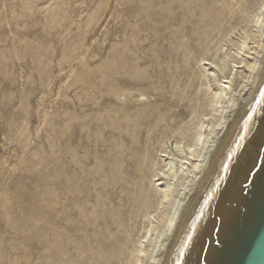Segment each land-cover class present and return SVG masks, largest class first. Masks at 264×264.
I'll use <instances>...</instances> for the list:
<instances>
[{
    "label": "rangeland",
    "instance_id": "1",
    "mask_svg": "<svg viewBox=\"0 0 264 264\" xmlns=\"http://www.w3.org/2000/svg\"><path fill=\"white\" fill-rule=\"evenodd\" d=\"M156 1H147L140 12L145 19L138 25L145 31L136 36L121 32L117 13L125 15L139 0H0V264H46L50 239L73 234L89 242L75 253L80 264H104L105 253L114 254L108 264H120L137 240H144L134 194L123 188L135 169L123 163L121 181L108 175L133 147L125 120L148 112L137 118L134 147L152 154L160 142L173 140L171 129L196 125L191 105L198 120L210 117L202 115L207 110L195 93L198 70L192 60L202 43L187 42L192 51L184 63L170 45L174 28L167 25L172 20L158 23ZM182 5L174 0L171 12ZM57 6L59 16L49 19ZM100 12L99 23L86 29L78 46L72 38L76 27ZM253 24L252 19L237 24L233 40ZM67 50L75 56L70 62L62 58ZM113 52L132 70L114 67L106 73L101 67ZM41 61L47 74L39 68ZM81 68L90 74L92 86L76 76ZM68 117L78 119L54 140ZM80 208L90 222L84 232L78 230ZM103 222L109 223L107 229ZM98 243L108 245L100 251ZM98 254L103 262L91 261Z\"/></svg>",
    "mask_w": 264,
    "mask_h": 264
},
{
    "label": "bare ground",
    "instance_id": "2",
    "mask_svg": "<svg viewBox=\"0 0 264 264\" xmlns=\"http://www.w3.org/2000/svg\"><path fill=\"white\" fill-rule=\"evenodd\" d=\"M147 1L151 0H139L125 15L117 13L122 33L138 36L145 31L138 22H144L145 16L140 12ZM173 1L155 2L158 23L172 20L167 25L174 28L170 45L178 50L184 63L192 51L187 42L201 41V52L192 60L198 70L195 93L202 96L207 110L202 115L210 117L198 120V111L191 105L189 115L197 120L196 125L169 129L173 140L168 139L169 144L166 140L160 142L152 154L134 147L137 118L144 119L148 112H137L135 117L125 120L133 147L129 149V158L115 161L108 175L115 182L121 181L123 163L135 169L126 175L123 188L134 194L133 208L136 217L142 220L145 236L144 240H137L120 264H214L221 243L264 168V0H234V3L233 0H176L184 5L171 12ZM60 11L59 6L51 9L48 18L55 19ZM101 17V12L91 14L76 27L72 38H76L78 46L86 29L98 24ZM251 19L253 29L233 40L231 33L235 26L247 25ZM232 20H236L235 25L231 24ZM62 58L70 62L75 56L67 50ZM121 60L124 59L113 52L101 68L106 73L114 67L125 72L132 70L131 63ZM40 66L47 74V64L41 61ZM76 76L83 83L93 85L84 68ZM114 94L120 97L116 91ZM143 97L138 95V99ZM77 119L64 120L58 133L52 132V138L56 140L59 133L67 134V124ZM157 123L152 122L150 129ZM71 159L74 161L73 156ZM78 213L82 219L78 230L84 232L90 225L89 218L81 208ZM102 226L107 229L109 223L103 222ZM67 241L73 245H67ZM143 243H147L146 248ZM87 245V240L82 242L75 234L65 239L51 238L45 263L80 264L75 253L84 251L83 246L86 249ZM107 245L97 244L100 251ZM113 257V253H105L103 262L98 254L91 261L101 258L108 264Z\"/></svg>",
    "mask_w": 264,
    "mask_h": 264
},
{
    "label": "water",
    "instance_id": "3",
    "mask_svg": "<svg viewBox=\"0 0 264 264\" xmlns=\"http://www.w3.org/2000/svg\"><path fill=\"white\" fill-rule=\"evenodd\" d=\"M244 202L214 264H264V168Z\"/></svg>",
    "mask_w": 264,
    "mask_h": 264
}]
</instances>
